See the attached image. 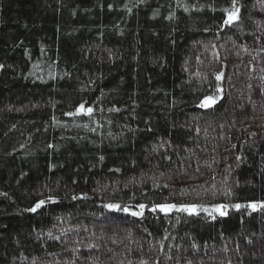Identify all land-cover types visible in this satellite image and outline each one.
<instances>
[{
    "label": "trees",
    "instance_id": "16d2710c",
    "mask_svg": "<svg viewBox=\"0 0 264 264\" xmlns=\"http://www.w3.org/2000/svg\"><path fill=\"white\" fill-rule=\"evenodd\" d=\"M237 6L0 0V264H264V3Z\"/></svg>",
    "mask_w": 264,
    "mask_h": 264
},
{
    "label": "snow or ice",
    "instance_id": "6c2138e0",
    "mask_svg": "<svg viewBox=\"0 0 264 264\" xmlns=\"http://www.w3.org/2000/svg\"><path fill=\"white\" fill-rule=\"evenodd\" d=\"M258 2L260 3H264V0H258ZM238 4V0H232V7L223 9L224 13L226 14V19L223 20V24L227 25V26H232L234 23H237L240 20V8L237 6ZM3 65H0V68H2ZM217 80L222 79V74L221 75H217L216 77ZM217 91L218 92H222V89H220L219 87H217ZM217 102V98L213 97V96H206L204 97V99L200 102V104L198 105L199 107L202 108H209L212 107L215 103ZM78 112L80 114H84V115H88L91 116L93 109L91 107L85 108V106L83 104L80 105ZM71 115V114H70ZM44 201H40L39 203L36 204L35 207L29 209V211L35 212L37 210V208H40L43 205ZM106 207L110 208V209H119V205H106ZM146 206L145 205H140L141 209H144ZM234 207L236 208V210H239L242 206L237 204L234 205ZM247 207H250L252 209V211H256L257 208H261L264 209V204H250ZM227 208L226 205H219L216 208L212 209V212H216L219 213L220 216H226L227 212L223 211L222 209ZM157 209L160 212H163L165 214H168L169 212H171L172 210H176L179 212H186L189 215H198V211H197V207L196 206H177V205H171V204H165V205H157L153 208H151L150 210L155 212L157 211ZM125 212L128 211L127 208L124 209ZM205 212H207V209H204ZM212 212H209V215H212ZM132 215L136 216V215H143V212L140 213H136L133 212L131 213ZM213 219H215V216H213Z\"/></svg>",
    "mask_w": 264,
    "mask_h": 264
},
{
    "label": "water",
    "instance_id": "95a60500",
    "mask_svg": "<svg viewBox=\"0 0 264 264\" xmlns=\"http://www.w3.org/2000/svg\"><path fill=\"white\" fill-rule=\"evenodd\" d=\"M224 211V210H223Z\"/></svg>",
    "mask_w": 264,
    "mask_h": 264
}]
</instances>
